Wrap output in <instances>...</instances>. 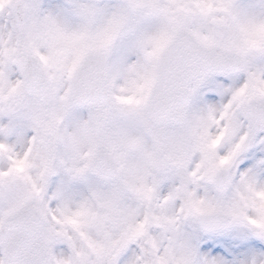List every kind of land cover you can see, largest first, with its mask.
<instances>
[{"label":"snow or ice","instance_id":"6c2138e0","mask_svg":"<svg viewBox=\"0 0 264 264\" xmlns=\"http://www.w3.org/2000/svg\"><path fill=\"white\" fill-rule=\"evenodd\" d=\"M0 264H264V0H0Z\"/></svg>","mask_w":264,"mask_h":264}]
</instances>
